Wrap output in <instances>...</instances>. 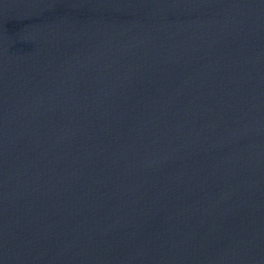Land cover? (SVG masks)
Instances as JSON below:
<instances>
[{"label": "water", "instance_id": "water-1", "mask_svg": "<svg viewBox=\"0 0 264 264\" xmlns=\"http://www.w3.org/2000/svg\"><path fill=\"white\" fill-rule=\"evenodd\" d=\"M0 264H264V0H0Z\"/></svg>", "mask_w": 264, "mask_h": 264}]
</instances>
